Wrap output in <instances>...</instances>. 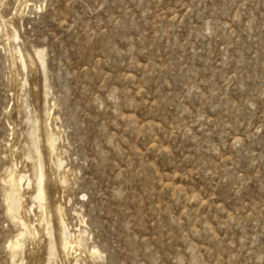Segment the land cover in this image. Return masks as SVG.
<instances>
[{"label":"rangeland","instance_id":"1","mask_svg":"<svg viewBox=\"0 0 264 264\" xmlns=\"http://www.w3.org/2000/svg\"><path fill=\"white\" fill-rule=\"evenodd\" d=\"M0 264H264V0H0Z\"/></svg>","mask_w":264,"mask_h":264},{"label":"bare ground","instance_id":"2","mask_svg":"<svg viewBox=\"0 0 264 264\" xmlns=\"http://www.w3.org/2000/svg\"><path fill=\"white\" fill-rule=\"evenodd\" d=\"M14 178H16V177H14ZM21 180H22V177L20 178V182H21ZM36 186H37V195H36V198L39 201H42L44 199V188H43V174L41 172H39V174L37 176ZM66 247H68V246H66ZM71 247H72V245L70 246V248Z\"/></svg>","mask_w":264,"mask_h":264}]
</instances>
